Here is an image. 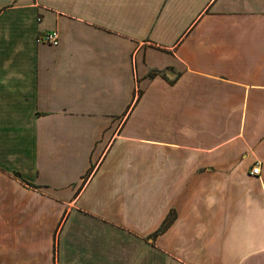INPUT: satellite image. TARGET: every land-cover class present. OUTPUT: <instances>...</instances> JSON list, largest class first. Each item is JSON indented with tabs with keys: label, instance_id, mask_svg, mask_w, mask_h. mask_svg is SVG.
Instances as JSON below:
<instances>
[{
	"label": "crops",
	"instance_id": "1",
	"mask_svg": "<svg viewBox=\"0 0 264 264\" xmlns=\"http://www.w3.org/2000/svg\"><path fill=\"white\" fill-rule=\"evenodd\" d=\"M0 264H264V0H0Z\"/></svg>",
	"mask_w": 264,
	"mask_h": 264
},
{
	"label": "built area",
	"instance_id": "2",
	"mask_svg": "<svg viewBox=\"0 0 264 264\" xmlns=\"http://www.w3.org/2000/svg\"><path fill=\"white\" fill-rule=\"evenodd\" d=\"M37 42H44L49 44H57L58 41V32L56 30H50L43 32L36 37ZM260 171V164L256 162L250 168V173L253 175H258Z\"/></svg>",
	"mask_w": 264,
	"mask_h": 264
},
{
	"label": "trees",
	"instance_id": "3",
	"mask_svg": "<svg viewBox=\"0 0 264 264\" xmlns=\"http://www.w3.org/2000/svg\"><path fill=\"white\" fill-rule=\"evenodd\" d=\"M171 220H172V214L170 213L168 217L165 218L162 224V229L165 228L170 223Z\"/></svg>",
	"mask_w": 264,
	"mask_h": 264
},
{
	"label": "rangeland",
	"instance_id": "4",
	"mask_svg": "<svg viewBox=\"0 0 264 264\" xmlns=\"http://www.w3.org/2000/svg\"><path fill=\"white\" fill-rule=\"evenodd\" d=\"M257 161H254L253 163H256ZM251 167H252V165H251Z\"/></svg>",
	"mask_w": 264,
	"mask_h": 264
}]
</instances>
